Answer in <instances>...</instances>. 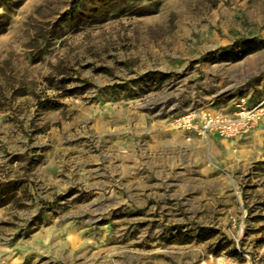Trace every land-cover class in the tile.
Returning <instances> with one entry per match:
<instances>
[{
	"label": "rangeland",
	"instance_id": "obj_1",
	"mask_svg": "<svg viewBox=\"0 0 264 264\" xmlns=\"http://www.w3.org/2000/svg\"><path fill=\"white\" fill-rule=\"evenodd\" d=\"M79 1L0 0V264H264V114L174 122L264 100V0Z\"/></svg>",
	"mask_w": 264,
	"mask_h": 264
},
{
	"label": "built area",
	"instance_id": "obj_2",
	"mask_svg": "<svg viewBox=\"0 0 264 264\" xmlns=\"http://www.w3.org/2000/svg\"><path fill=\"white\" fill-rule=\"evenodd\" d=\"M264 114V100L249 107L246 98H240L233 111L225 107L209 110L195 109L178 114L175 125L184 131L194 132L200 137L217 134L221 138H236L254 129Z\"/></svg>",
	"mask_w": 264,
	"mask_h": 264
},
{
	"label": "trees",
	"instance_id": "obj_3",
	"mask_svg": "<svg viewBox=\"0 0 264 264\" xmlns=\"http://www.w3.org/2000/svg\"><path fill=\"white\" fill-rule=\"evenodd\" d=\"M86 0H80L79 1V5L78 7H81V6H84L87 2H85ZM145 1H150L149 4H145L141 7H139V9L141 10V13L142 11H150L154 8V4H152V0H108V3L109 4H113V9L115 10H119V11H125L127 9H131V7H135V4L140 2H145ZM100 4L99 6H102L103 5V2L102 1H99ZM158 2L155 4V6H158ZM149 81L151 82H157V81H162V80H165V77L159 73H148L147 76ZM43 105V104H42ZM61 107L60 105H51V104H47V106H45V108H50V109H56V108H59Z\"/></svg>",
	"mask_w": 264,
	"mask_h": 264
},
{
	"label": "crops",
	"instance_id": "obj_4",
	"mask_svg": "<svg viewBox=\"0 0 264 264\" xmlns=\"http://www.w3.org/2000/svg\"><path fill=\"white\" fill-rule=\"evenodd\" d=\"M205 143L213 142L214 140L221 141V143L225 144L228 143L229 139L221 138L217 134L208 135L207 137H199Z\"/></svg>",
	"mask_w": 264,
	"mask_h": 264
}]
</instances>
